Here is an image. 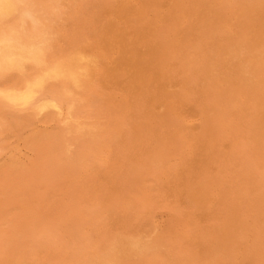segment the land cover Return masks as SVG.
<instances>
[{
	"label": "rangeland",
	"instance_id": "rangeland-1",
	"mask_svg": "<svg viewBox=\"0 0 264 264\" xmlns=\"http://www.w3.org/2000/svg\"><path fill=\"white\" fill-rule=\"evenodd\" d=\"M61 1L0 0V264H264V0Z\"/></svg>",
	"mask_w": 264,
	"mask_h": 264
},
{
	"label": "bare ground",
	"instance_id": "bare-ground-1",
	"mask_svg": "<svg viewBox=\"0 0 264 264\" xmlns=\"http://www.w3.org/2000/svg\"><path fill=\"white\" fill-rule=\"evenodd\" d=\"M40 1H41V0H40ZM54 1H55V0H54ZM58 1H59V0H58ZM62 1H63V0H62ZM62 1H61V2H62ZM75 1H76V0H75ZM78 1H79V0H78ZM91 1H92V0H90V2H91ZM103 1H104V0H103ZM111 1H112V0H111ZM126 1H127V0H126ZM135 1H136V0H135ZM141 1H142V0H141ZM146 1H147V0H145V2H146ZM192 1H193V0H192ZM238 1H239V0H238ZM257 1H258V0H257ZM28 2H29V1H28ZM34 2H35V1H34ZM45 2H46V1H45ZM61 2H60L59 4H61ZM70 2H71V1H70ZM94 2H95V1H94ZM96 2H97V0H96ZM99 2H100V1H99ZM114 2H115V1H114ZM122 2H123V1H122ZM169 2H170V0H169ZM203 2H204V1H203ZM230 2H231V1H230ZM241 2H243V1H241ZM247 2H248V1H247ZM247 2H246V3H247ZM253 2H255V1H253ZM260 2H261V1H260ZM36 3L38 4V2H36ZM36 3H35V4H36ZM55 3H56V2H55ZM64 3H65V2H64ZM66 3H68V2H66ZM78 3H79V2H78ZM83 3H84V2H83ZM88 3H89V1H88ZM115 3H116V2H115ZM124 3H125V2H124ZM127 3H128V2H127ZM181 3H182V2H181ZM200 3H202V2H200ZM200 3H199V4H200ZM262 3H263V2H262ZM48 4H49V3H48ZM57 4H58V3H57ZM69 4H70V3H69ZM74 4H75V3H74ZM92 4H93V2H91V5H92ZM247 4H248V3H247ZM254 4H255V3H254ZM30 5H31V4H30ZM53 5H54V4H53ZM62 5H63V4H62ZM64 5H67V7L65 6L66 8H68V6H69L68 4H64ZM88 5H89V4H88ZM125 5H126V4H125ZM163 5H164V4H163ZM179 5H180V4H179ZM236 5H237V4H236ZM240 5H241V3H240ZM248 5H249V4H248ZM263 5H264V4H263ZM18 6H19V4H18ZM21 6H22V5H21ZM25 6H26V5H25ZM43 6H44V5H43ZM55 6H56V5H55ZM58 6H59V5H58ZM70 6H71V5H70ZM224 6H225V5H224ZM226 6H228V5H226ZM252 6H253V5H252ZM32 7H34V6L32 5ZM32 7H31V8H32ZM38 7H40V6L38 5ZM50 7H51V6H50ZM50 7H49V8H50ZM60 7H61V6H60ZM94 7H95V6H94ZM165 7H166V6H165ZM205 7H206V6H205ZM246 7H248V6H246ZM259 7H261V6H259ZM27 8H28V7H27ZM71 8H72V7H71ZM71 8H70V9H71ZM78 8H79V7H78ZM87 8H88V7H87ZM87 8H86V6H85V9H87ZM92 8H93V7H92ZM99 8H100V7H99ZM128 8H129V7H128ZM134 8H135V7H134ZM134 8H133V9H134ZM210 8H211V7H210ZM226 8H228V7H226ZM238 8H239V7H238ZM28 9H29V8H28ZM40 9H41V8H40ZM51 9H52V8H51ZM51 9H50V11H51ZM53 9H54V7H53ZM60 9H62V8H60ZM82 9H83V8H82ZM90 9H91V6H90ZM152 9H153V8H152ZM197 9H198V8H197ZM208 9H209V8H208ZM208 9H207V10H208ZM223 9H224V7H223ZM236 9H237V8H236ZM243 9H244V8H243ZM249 9H250V8H249ZM41 10H42V9H41ZM47 10H48V9H47ZM67 10H68V9H67ZM78 10H79V9H78ZM98 10H99V9H98ZM98 10H96V11H98ZM199 10H200V9H199ZM250 10H251V9H250ZM19 11H20V10H19ZM36 11H37V10H36ZM36 11H35V12H36ZM45 11H46V10H45ZM57 11H58V10H57ZM60 11H61V10H60ZM62 11H63V10H62ZM64 11H65V10H64ZM109 11H110V10H109ZM157 11H158V10H156L155 12H157ZM38 12H39V10H38ZM38 12H37V13H38ZM42 12H44V11H42ZM51 12H52V11H51ZM76 12H77V11H76ZM99 12H100V11H99ZM159 12H160V11H159ZM163 12H164V11H163ZM180 12H181V11H180ZM190 12H191V11H190ZM208 12H209V10H208ZM250 12H251V11H250ZM250 12H249V13H250ZM57 13H58V12H57ZM63 13H64V12H63ZM77 13H78V12H77ZM80 13H81V12H80ZM82 13H83V12H82ZM86 13H87V12H86ZM114 13H116V12H114ZM126 13H127V12H126ZM161 13H162V12H161ZM183 13H184V12H183ZM198 13H199V12H198ZM247 13H248V12H247ZM257 13H258V12H257ZM261 13H263V12H261ZM39 14H40V13H39ZM43 14H44V13H43ZM58 14H59V13H58ZM60 14H61V13H60ZM67 14H68V13H67ZM73 14H74V13H73ZM78 14H79V13H78ZM130 14H131V13H130ZM152 14H153V13H152ZM227 14H228V13H227ZM235 14H236V13H235ZM259 14H260V12H259ZM259 14H258V16H259ZM61 15H62V14H61ZM75 15H76V14H75ZM81 15H82V14H81ZM97 15H98V14H97ZM109 15H110V14H109ZM112 15H113V14H112ZM161 15H162V14H161ZM161 15H159V16L161 17ZM182 15H183V14H182ZM201 15H202V14H201ZM209 15H211V14H209ZM250 15H251V14H250ZM256 15H257V14H256ZM262 15H263V14H262ZM34 16H36V13L34 14ZM40 16L42 17V15H40ZM46 16H47V15H46ZM50 16H51V15H50ZM56 16L58 17V15H56ZM59 16H60V15H59ZM71 16H72V15H71ZM114 16H115V15H114ZM162 16H163V15H162ZM176 16H177V15H176ZM184 16H185V13H184ZM184 16H183V17H184ZM196 16H198V15H196ZM196 16H195V17H196ZM229 16H230V15H229ZM36 17H37V16H36ZM66 17H67V16H66ZM68 17H69V16H68ZM68 17H67V18H68ZM77 17H78V16H77ZM77 17H76V18H77ZM93 17H94V16H93ZM117 17H118V16H117ZM172 17H174V16H172ZM179 17H180V16H179ZM237 17H238V16H237ZM242 17H244V16H242ZM253 17H254V16H253ZM253 17H252V18H253ZM64 18H65V17H64ZM64 18H63V19H64ZM67 18H66V19H67ZM148 18H150V17H148ZM174 18H175V17H174ZM235 18H236V17H235ZM245 18H246V17H245ZM255 18H256V17H255ZM14 19H15V18H14ZM42 19H43V17H42ZM63 19H62V20H63ZM69 19H70V18H69ZM73 19L75 20V18H73ZM94 19H95V17H94ZM99 19H101V18H99ZM102 19H103V18H102ZM161 19H162V18H161ZM236 19H238V18H236ZM248 19H249V17H248ZM250 19H251V18H250ZM261 19H262V17H261ZM9 20H10V19H9ZM37 20H38V19H37ZM70 20H71V19H70ZM76 20H77V19H76ZM113 20H114V19H113ZM118 20H119V19H118ZM165 20H166V19H165ZM189 20H190V19H189ZM230 20H231V19H230ZM245 20H247V19H245ZM256 20H257V19H256ZM50 21H51V20H50ZM66 21H67V20H66ZM66 21H65V22H66ZM83 21H84V20H83ZM94 21H95V20H94ZM129 21H130V20H129ZM158 21H159V19H158ZM160 21H161V20H160ZM162 21H164V20H162ZM166 21H167V20H166ZM168 21H169V20H168ZM182 21H183V20H182ZM191 21H192V20H191ZM195 21H196V20H195ZM231 21H232V20H231ZM233 21H234V20H233ZM233 21H232V22H233ZM21 22H22V21H21ZM65 22H64V23H65ZM67 22H68V21H67ZM69 22H70V21H69ZM86 22H87V21H86ZM95 22H96V21H95ZM107 22H108V21H107ZM124 22H125V21H124ZM148 22H149V21H148ZM193 22H194V21H193ZM204 22H205V21H204ZM206 22H207V21H206ZM37 23H38V25H39V22H37ZM41 23H42V22H41ZM44 23H45V22H44ZM60 23H61V22H60ZM78 23H79V22H78ZM96 23H97V22H96ZM112 23H114V22H112ZM158 23H159V22H158ZM163 23H164V22H163ZM165 23H166V22H165ZM180 23H181V22H180ZM189 23H190V21H189ZM242 23H243V22H242ZM20 24H21V23H19V25H20ZM27 24H28V23H27ZM34 24H35V23H34ZM34 24H33V25H34ZM46 24H47V23H46ZM54 24H55V23H54ZM67 24H68V23H67ZM109 24H110V23H109ZM115 24H116V21H115ZM176 24H177V23H176ZM199 24H200V23H199ZM232 24H233V23H232ZM35 25H36V24H35ZM43 25H44V24H43ZM57 25H58V24H57ZM60 25H63V24H60ZM60 25H59V26H60ZM95 25H96V24H95ZM105 25H106V24H105ZM181 25H182V24H181ZM191 25H192V24H191ZM234 25H235V24H234ZM240 25H241V24H240ZM16 26H18V25H16ZM20 26H21V25H20ZM28 26H29V25H28ZM50 26H51V25H50ZM88 26H89V25H88ZM99 26H100V25H99ZM147 26H148V25H147ZM174 26H176V25H174ZM192 26H193V25H192ZM241 26H242V25H241ZM24 27H25V26H24ZM26 27H27V26H26ZM34 27L36 28L37 26H34ZM39 27H40V26H39ZM43 27H44V26H43ZM52 27H54V25H53ZM56 27H57V26H56ZM72 27H73V26H72ZM179 27H180V26H179ZM225 27H226V26H225ZM231 27H232V26H231ZM244 27H245V26H244ZM12 28H13V27H12ZM41 28H42V25H41ZM57 28H59V27H57ZM68 28H69V27H68ZM101 28H102V27H101ZM114 28H115V27H114ZM153 28H155V27H153ZM171 28H173V27L171 26ZM190 28H191V27H190ZM196 28H197V27H196ZM199 28H200V26H199ZM202 28H203V26H202ZM32 29H33V28H32ZM42 29H43V28H42ZM48 29H49V28H48ZM60 29H62V28H60ZM72 29H73V28H72ZM85 29H88V28H85ZM94 29H95V28H94ZM108 29H109V28H108ZM116 29H117V27H116ZM124 29H125V28H124ZM128 29H129V28H128ZM138 29H139V28H138ZM145 29H146V28H145ZM168 29H169V28H168ZM177 29H178V28H177ZM177 29H176V30H177ZM181 29L183 30L184 28L182 27ZM247 29H248V28H247ZM20 30H21V28H20ZM56 30H57V29H56ZM64 30H65V27H64ZM70 30H71V29H70ZM74 30H75V29H74ZM98 30H99V29H98ZM98 30H95V31H98ZM114 30H115V29H114ZM140 30H141V29H140ZM143 30H144V29H143ZM158 30H159V28H158ZM166 30H167V29H166ZM221 30H222V29H221ZM22 31H23V29H22ZM22 31H21V32H22ZM24 31H25V30H24ZM37 31H38V30H37ZM50 31H51V30H49V33H50ZM62 31H63V30H62ZM93 31H94V30H93ZM103 31H104V30H103ZM187 31H188V30H187ZM197 31H198V29H197ZM199 31H200V30H199ZM219 31H220V29L218 30V33H219ZM40 32H41V31H40ZM51 32H52V31H51ZM59 32H60V31H59ZM136 32H137V30H136ZM165 32H166V31H165ZM180 32H181V31H180ZM188 32H191V31H188ZM213 32H214V31H213ZM220 32H221V31H220ZM223 32H224V31H223ZM36 33H37V32H36ZM42 33H43V32H42ZM49 33H48V35H49ZM66 33H67V32H66ZM91 33H92V32H91ZM96 33H97V32H96ZM101 33H102V32H101ZM140 33H141V32H140ZM140 33H139V34H140ZM161 33H162V32H161ZM191 33H192V32H191ZM196 33H197V32H196ZM216 33H217V32H216ZM233 33H234V31H233ZM257 33H258V32H257ZM40 34H41V33H40ZM57 34H58V33H57ZM69 34H70V33H69ZM77 34H78V33H77ZM110 34H111V33H110ZM141 34H142V33H141ZM226 34H227V33H226ZM259 34H260V32H259ZM34 35H36V34H34ZM42 35H44V34H42ZM55 35H56V32H55ZM55 35H53V36L55 37ZM61 35H62V34H61ZM64 35H65V34H64ZM66 35H67V34H66ZM92 35H93V34H92ZM104 35H105V34H104ZM118 35H119V34H118ZM118 35H117V36H118ZM134 35H135V34H134ZM164 35H165V34H164ZM167 35H168V34H167ZM187 35H188V34H186V36H187ZM227 35H228V34H227ZM235 35H236V34H235ZM14 36H15V34H14ZM21 36H22V35H21ZM26 36H27V35H26ZM36 36H37V35H36ZM44 36H45V35H44ZM50 36H51V35H50ZM67 36H69V35H67ZM87 36H88V34H87ZM96 36H97V35H96ZM129 36H130V34H129ZM158 36H160V35H158ZM161 36H162V35H161ZM171 36H172V35H171ZM173 36H175V35H173ZM173 36H172V37H173ZM184 36H185V35H184ZM215 36H216V35H215ZM231 36H232V35H231ZM29 37H30V36H29ZM31 37H32V36H31ZM31 37H30V38H31ZM37 37H38V36H37ZM39 37H40V36H39ZM41 37H42V36H41ZM45 37L47 38V35H46ZM57 37H58V36H57ZM64 37H65V36H64ZM88 37H89V36H88ZM90 37H91V36H90ZM104 37H105V36H104ZM120 37H121V36H120ZM133 37H134V36H133ZM156 37H157V36H156ZM195 37H196V36H195ZM206 37H207V36H206ZM220 37H221V36H220ZM246 37H247V36H246ZM258 37H259V36H258ZM59 38L62 39L63 37L61 38V37L59 36ZM81 38H82V37H81ZM109 38H110V36H109ZM111 38H112V37H111ZM129 38H130V37H129ZM137 38H138V37H137ZM214 38H215V37H214ZM214 38H211V39H214ZM229 38H230V37H229ZM233 38H234V37H233ZM18 39H19V38H18ZM32 39H33V38H32ZM35 39H36V38H35ZM39 39H40V38H39ZM43 39H45V38H43ZM56 39H58V38H56ZM65 39H66V37H65ZM86 39H87V37H86ZM93 39H94V38H93ZM102 39H103V38H102ZM107 39H108V38H107ZM135 39H136V38H135ZM79 40H82V39H79ZM94 40H96V38H95ZM113 40H114V39H113ZM133 40H134V39H133ZM138 40H139V39H138ZM155 40H156V39H155ZM155 40H154V41H155ZM200 40H201V39H200ZM209 40H210V39H209ZM215 40H216V39H215ZM219 40H220V39H219ZM64 41H67V40H64ZM85 41H86V40H85ZM87 41H88V40H87ZM89 41H90V40H89ZM89 41H88V42H89ZM97 41H98V40H97ZM101 41L103 42V40H101ZM120 41H121V40H120ZM211 41H212V40H211ZM221 41H222V39H221ZM224 41L226 42L225 39H224ZM231 41H232V40H231ZM231 41H230V42H231ZM250 41H252V40H250ZM21 42H22V41H21ZM42 42H43V41H42ZM67 42H68V41H67ZM110 42H111V41H110ZM133 42H134V41H133ZM182 42H183V39H182ZM205 42H206V41H205ZM39 43H40V42H39ZM43 43H44V42H43ZM69 43H70V42H69ZM77 43H78V42H77ZM86 43H87V42H86ZM95 43H96V42H95ZM120 43H121V42H120ZM218 43H219V42H218ZM235 43H236V42H235ZM11 44H12V43H11ZM80 44H81V43H80ZM80 44H78V45H80ZM102 44H103V43H102ZM102 44H101V45H102ZM104 44H105V43H104ZM125 44H126V42H125ZM152 44H154V43H152ZM207 44H208V43H207ZM212 44H214V43H212ZM212 44H210V45H212ZM229 44H231V43H229ZM248 44H249V43H248ZM52 45H53V44H52ZM58 45H60V44H58ZM68 45H70V44H68ZM176 45H177V44H176ZM214 45H216V44H214ZM53 46H54V45H53ZM91 46H92V45H91ZM98 46H99V45H98ZM102 46H103V45H102ZM230 46H231V45H230ZM232 46H233V45H232ZM29 47H30V46H29ZM61 47H62V46H61ZM86 47H87V46H86ZM93 47H94V45H93ZM95 47H96V46H95ZM111 47L113 48V46H111ZM204 47H206V46H204ZM210 47H211V46H210ZM210 47H209V48H210ZM223 47H224V46H223ZM16 48H17V47H16ZM20 48H21V47H20ZM20 48H19V49H20ZM24 48H25V47H24ZM74 48H75V47H74ZM89 48H91V47L89 46ZM96 48H97V47H96ZM98 48H99V47H98ZM100 48H101V47H100ZM118 48H119V47H118ZM154 48H155V47H154ZM258 48H259V47H258ZM40 49H41V48H40ZM45 49H46V48H45ZM85 49H86V48H85ZM87 49H88V48H87ZM130 49H131V48H130ZM145 49H146V47H145ZM157 49H158V48H157ZM186 49H187V48H186ZM186 49L184 50L185 52H186ZM16 50H17V49H16ZM46 50H47V49H46ZM52 50H53V49H52ZM81 50H82V49H81ZM88 50H89V49H88ZM98 50H99V49H98ZM109 50H110V49H109ZM120 50H121V52H122V49H120ZM126 50H128V48H127ZM150 50H151V47H150ZM231 50H232V49H231ZM49 51H50V50H49ZM57 51H58V50H57ZM92 51H93V50H92ZM96 51H97V50H96ZM138 51H139V50H138ZM158 51H159V50H158ZM184 51H183V52H184ZM200 51H201V50H200ZM24 52H25V50H24ZM86 52H87V50H86ZM100 52H102V51H100ZM125 52H126V51H125ZM153 52H154V51H153ZM160 52H161V51H160ZM213 52H214V51H213ZM248 52H249V51H248ZM56 53H57V52H56ZM117 53H118V52H117ZM122 53H123V52H122ZM154 53H155V52H154ZM190 53H191V52H190ZM239 53H240V52H239ZM260 53H261V52H260ZM57 54H58V53H57ZM85 54H86V53H85ZM103 54H104V53H103ZM111 54H112V53H111ZM113 54H115V52H114ZM195 54H196V53H195ZM129 55H130V54H129ZM185 55H186V54H185ZM250 55H251V54H250ZM8 56H9V55H8ZM58 56H59V55H58ZM64 56H65V55H64ZM95 56H97V55H95ZM112 56H113V55H112ZM130 56H131V55H130ZM135 56H136V55H135ZM152 56H153V55H152ZM178 56H179V54H178ZM183 56H184V55H183ZM198 56H199V55H198ZM16 57H17V56H16ZM16 57H15V58H16ZM46 57H47V56H46ZM137 57H138V56H137ZM49 58H50V57H49ZM63 58H64V57H63ZM104 58H105V55H104ZM135 58H136V57H135ZM199 58H200V57H199ZM214 58H215V56H214ZM55 59H56V58H55ZM60 59H61V58H60ZM118 59H119V58H118ZM133 59H134V58H133ZM235 59H236V58H235ZM128 60H129V59H128ZM134 60H135V59H134ZM136 60H138V59H136ZM218 60H219V59H218ZM261 60H262V59H261ZM138 61H139V60H138ZM148 61H149V60H148ZM236 61H237V60H236ZM259 61H260V60H259ZM35 62H36V61H35ZM35 62H34V63H35ZM53 62H54V61H53ZM155 62H156V61H155ZM221 62H222V61H221ZM260 62H261V61H260ZM30 63H31V62H30ZM37 63H38V62H37ZM72 63H73V62H72ZM74 63H75V62H74ZM112 63H113V62H112ZM123 63H124V62H123ZM135 63H136V62H135ZM194 63H195V62H194ZM235 63H237V62H235ZM49 64H50V63H49ZM121 64H122V63H121ZM124 64H125V63H124ZM131 64H132V62H131ZM171 64H172V62H171ZM171 64H170V65H171ZM201 64H202V63H201ZM216 64H217V63H216ZM227 64H228V63H227ZM75 65H76V64H75ZM87 65H88V64H87ZM102 65H103V64H102ZM106 65H107V64H106ZM199 65H200V64H199ZM245 65H246V64H245ZM43 66H44V65H43ZM70 66H71V65H70ZM77 66H78V65H77ZM135 66H136V65H135ZM173 66H174V65H173ZM203 66H204V64H203ZM205 66H206V65H205ZM219 66H220V65H219ZM32 67H33V66H32ZM36 67H37V66H36ZM105 67H106V66H105ZM126 67H127V66H126ZM136 67H137V66H136ZM171 67H172V65H171ZM174 67H175V66H174ZM198 67H199V66H198ZM216 67H218V66H216ZM3 68H4V67H3ZM65 68H66V67H65ZM73 68H74V67H73ZM103 68H104V67H103ZM106 68H107V67H106ZM254 68H255V67H254ZM44 69H45V67H44ZM131 69H132V68H131ZM134 69H135V68H134ZM170 69H171V68H170ZM179 69H180V68H179ZM189 69H191V68L189 67ZM189 69H188V70H189ZM194 69H195V68H194ZM35 70H36V69H35ZM103 70H105V69H103ZM108 70H109V69H108ZM128 70H129V69H128ZM192 70H193V68H192ZM192 70H190L189 72H191ZM196 70H197V68H196ZM41 71H42V70H41ZM220 71H221V70H220ZM257 71H258V70H257ZM260 71H261V69H260ZM66 72H67V71H66ZM66 72H65V73H66ZM102 72H103V71H102ZM203 72H204V71H203ZM253 72H254V71H253ZM72 73H73V71H72ZM100 73H101V72H100ZM105 73H106V71L104 72V74H105ZM177 73H178V71H177ZM201 73H202V72H201ZM66 74H67V73H66ZM85 74H86V73H85ZM104 74H103V75H104ZM128 74H129V73H128ZM155 74H156V73H155ZM167 74H168V73H167ZM192 74H193V72H192ZM223 74H224V73H223ZM105 75H106V74H105ZM134 75H135V74H134ZM188 75H189V74H188ZM224 75H225V74H224ZM226 75H227V74H226ZM21 76H22V75H21ZM74 76H75V75H74ZM89 76H90V75H89ZM99 76L102 77L101 74H100ZM215 76H216V75H215ZM219 76H220V75H219ZM3 77H4V76H3ZM55 77H56V76H55ZM101 77H100V78H101ZM105 77H106V76H105ZM105 77H104V78H105ZM173 77H174V75H173ZM175 77H176V76H175ZM226 77H227V76H226ZM255 77H256V76H255ZM57 78H58V77H57ZM59 78H60V77H59ZM81 78H82V77H81ZM131 78H133V77H131ZM182 78H183V77H182ZM190 78H191V77H190ZM197 78H198V77H197ZM216 78H217V77H216ZM219 78H220V77H219ZM1 79H2V78H1ZM88 79H89V78H88ZM171 79H172V78H171ZM175 79H177V78H175ZM185 79H186V78H185ZM198 79H199V78H198ZM31 80H32V79H31ZM83 80H84V79H83ZM86 80H87V79H85V81H86ZM89 80H90V79H89ZM98 80H99V79H98ZM182 80H184V79H182ZM229 80H230V79H229ZM229 80H228V81H229ZM67 81H68V80H67ZM99 81H100V80H99ZM194 81H196V80H194ZM200 81H201V80H200ZM256 81H257V80H256ZM95 83H96V81H95ZM101 83H102V81H101ZM159 83H160V81H159ZM159 83H158V84H159ZM192 83H193V81H192ZM196 83H197V81H196ZM196 83H195V84H196ZM68 84H69V83H68ZM84 84H85V83H84ZM86 84H89L88 81H86ZM86 84H85V85H86ZM103 84H104V83H103ZM152 84H153V83H152ZM189 84H190V83H189ZM91 85H92V84H91ZM94 85H95V84H94ZM112 85H113V84H112ZM124 85H125V84H124ZM156 85H157V84H156ZM186 85H187V84H186ZM190 85H191V84H190ZM196 85H197V84H196ZM200 85H201V84H200ZM58 86H59V85H58ZM86 86H87V85H86ZM86 86H85V87H86ZM103 86H104V85H103ZM120 86H121V85H120ZM120 86H119V87H120ZM153 86H154V85H153ZM246 86H248V85H246ZM49 87H50V86H49ZM64 87H65V86H64ZM83 87H84V86H83ZM85 87H84V90H85ZM87 87H88V86H87ZM89 87H90V86H89ZM100 87H101V86H100ZM100 87H99V88H100ZM119 87H118V88H119ZM122 87H124V86H122ZM122 87H121V88H122ZM187 87H188V86H187ZM193 87H194V85H193ZM220 87H221V86H220ZM56 88H57V87H56ZM61 88H63V87H61ZM99 88H98V89H99ZM104 88H105V87H104ZM111 88H112V87H111ZM125 88H126V87H125ZM132 88H133V87H132ZM144 88H145V87H144ZM198 88H199V87H198ZM242 88H243V87H242ZM68 89H69V88H68ZM72 89H73V88H72ZM149 89H150V88H149ZM149 89H148V91H149ZM178 89H179V88H178ZM187 89H188V88H187ZM190 89H191V88H190ZM195 89H196V88H195ZM262 89H263V88H262ZM66 90H67V89H66ZM87 90H88V89H87ZM89 90H90V89H89ZM89 90H88V91H89ZM92 90H93V89H92ZM119 90H120V89H119ZM127 90H128V89H127ZM129 90H130V89H129ZM46 91H47V90H46ZM50 91H51V90H50ZM81 91H83V90H81ZM81 91H80V92H81ZM94 91H95V90H94ZM188 91H189V90H188ZM195 91H196V90H195ZM245 91H246V90H245ZM40 92H41V91H40ZM42 92H43V91H42ZM73 92H74V91H73ZM73 92H72V93H73ZM76 92H77V91H76ZM90 92H91V91H90ZM113 92H115V90H114ZM151 92H152V91H151ZM153 92H154V91H153ZM192 92H193V91H192ZM220 92H221V91H219V93H220ZM222 92H223V91H222ZM260 92H261V91H260ZM23 93H24V92H23ZM47 93H48V92H47ZM87 93H88V92H87ZM87 93H86V94H87ZM102 93H103V92H102ZM115 93H116V92H115ZM118 93H119V92H118ZM128 93H129V92H128ZM134 93H135V92H134ZM142 93H143V92H142ZM144 93H145V92H144ZM188 93H189V92H188ZM193 93H194V92H193ZM193 93H192V94H193ZM224 93H225V92H224ZM258 93H259V92H258ZM49 94H50V93H49ZM74 94H75V93H74ZM81 94H82V93H81ZM84 94H85V92H84ZM94 94H95V93H94ZM110 94H111V93H110ZM136 94H137V93H136ZM149 94H151V93H149ZM152 94H153V93H152ZM195 94H196V93H195ZM262 94H263V93H262ZM36 95H37V94H36ZM79 95H80V94H79ZM87 95H88V94H87ZM142 95H143V94H142ZM142 95H141V96H142ZM146 95H147V94H146ZM183 95H184V94H183ZM218 95H219V94H218ZM221 95H222V93H221ZM221 95H220V96H221ZM2 96H3V94H2ZM49 96H50V95H49ZM51 96H53V95H51ZM72 96H73V95H72ZM74 96H75V95H74ZM121 96H122V95H121ZM126 96H127V95H126ZM130 96H131V95H130ZM192 96H193V95H192ZM220 96H219V97H220ZM251 96H252V95H251ZM47 97H48V96H47ZM53 97H54V96H53ZM56 97H57V96H56ZM77 97H78V95H77ZM102 97H103V96H102ZM116 97H117V96H116ZM143 97H145V96H143ZM215 97H217V96H215ZM219 97H218V98H219ZM222 97H223V96H222ZM50 98H51V97H50ZM57 98H58V97H57ZM72 98H73V97H72ZM74 98H75V97H74ZM81 98H82V97H81ZM136 98H138V97H136ZM147 98H148V97H147ZM199 98H202V97H199ZM211 98H212V97H211ZM54 99H55V98H54ZM83 99H84V98H83ZM99 99H100V98H99ZM128 99H129V98H128ZM140 99H141V98H140ZM190 99H191V98H190ZM219 99H220V98H219ZM221 99H222V98H221ZM221 99H220V100H221ZM252 99H253V98H252ZM59 100H60V99H59ZM67 100H68V99H67ZM72 100H73V99H72ZM84 100H85V99H84ZM95 100H97V99H95ZM95 100H93V102H95ZM129 100H130V99H129ZM136 100H137V99H136ZM201 100H202V99H200V101H201ZM210 100H211V99H210ZM216 100H217V99H216ZM216 100H215V101H216ZM250 100H251V99H250ZM254 100H255V99H254ZM259 100H260V99H259ZM65 101H66V100H65ZM74 101H75V100H74ZM91 101H92V100H91ZM134 101H135V100H134ZM205 101H207V100H205ZM251 101H252V100H251ZM84 102H85V101H84ZM84 102H83V103H84ZM98 102H99V101H98ZM102 102H105V101H102ZM212 102H213V101H212ZM10 103H11V102H10ZM91 103H92V102H91ZM114 103H115V102H114ZM202 103H203V102H202ZM11 104H12V103H11ZM13 104H14V103H13ZM30 104H31V103H30ZM57 104H58V103H57ZM63 104H64V103H63ZM70 104H71V103H70ZM95 104H96V102H95ZM97 104H98V103H97ZM123 104H124V103H123ZM123 104H122V105H123ZM144 104H145V103H144ZM204 104H205V103H204ZM19 105H20V104H19ZM85 105H86V103H85ZM91 105H92V104H91ZM91 105H90V106H91ZM119 105H120V104H119ZM130 105L132 106V104H130ZM140 105H141V104H140ZM253 105H254V104H253ZM14 106H15V104H14ZM23 106H24V105H23ZM26 106H30V105L28 104V105H26ZM32 106H33V105H32ZM78 106H79V105H78ZM83 106H84V105H83ZM117 106H118V105H117ZM117 106H116V107H117ZM176 106H177V105H176ZM98 107H99V106H98ZM116 107H115V108H116ZM125 107H126V106H125ZM145 107H146V106H145ZM197 107H198V106H197ZM229 107H230V106H229ZM11 108H12V107H11ZM20 108H21V107H20ZM47 108H48V107H47ZM67 108H68V107H67ZM92 108H93V107H92ZM92 108H89V109H92ZM102 108H103V107H102ZM136 108H138V107H136ZM139 108H140V107H139ZM15 109H16V108H15ZM56 109H57V108H56ZM56 109H55V110H56ZM58 109H59V108H58ZM96 109H97V108H96ZM208 109H209V108H208ZM59 110H60V109H59ZM70 110H71V109H70ZM77 110H78V109H77ZM81 110H82V109H81ZM93 110H94V108L92 109V111H93ZM104 110H105V109H104ZM112 110H113V109H112ZM125 110H126V109H125ZM125 110H124V111H125ZM22 111H23V110H22ZM83 111H84V110H83ZM86 111H87V110H86ZM88 111H89V110H88ZM110 111H111V109H110ZM116 111H117V110H116ZM134 111H135V110H134ZM139 111L141 112V109H140ZM23 112H24V111H23ZM48 112H49V111H48ZM57 112H58V111H57ZM59 112H60V111H59ZM61 112H62V111H61ZM73 112H74V111H73ZM96 112H97V111H96ZM122 112H123V111H121V113H122ZM136 112H137V111H136ZM140 112H139V113H140ZM176 112H178V111H176ZM193 112H194V111H193ZM195 112L197 113L198 111L195 110ZM10 113H11V112H10ZM18 113H19V112H18ZM42 113H43V111H42ZM66 113H67V112H66ZM68 113H69V112H68ZM78 113H79V110H78ZM107 113H108V112H107ZM111 113H112V112H111ZM125 113H126V112H125ZM125 113H124V114H125ZM127 113H128V112H127ZM131 113H132V112H131ZM131 113H130V114H131ZM191 113H192V112H191ZM198 113H200V112H198ZM38 114H39V113H38ZM69 114L71 115V113H69ZM90 114H92V113H90ZM109 114H110V113H109ZM114 114H116V113H114ZM119 114H120V113H119ZM119 114H118V115H119ZM130 114H129V115H130ZM136 114H138V113H136ZM143 114H144V113H143ZM192 114H194V113H192ZM192 114H191V115H192ZM10 115H11V114H10ZM54 115H56V114H54ZM60 115H61V114H60ZM65 115H66V114H65ZM75 115H76V114H75ZM126 115H127V114H126ZM132 115H133V114H132ZM189 115H190V114H189ZM194 115H195V114H194ZM200 115H201V114H200ZM8 116H9V115H8ZM72 116H73V115H72ZM90 116H91V115H90ZM120 116H121V115H120ZM138 116H140V115L138 114ZM12 117H13V116H12ZM45 117H46V116H45ZM60 117H62V116H60ZM85 117H86V116H85ZM88 117H89V116H88ZM98 117H99V116H98ZM124 117H125V116H124ZM132 117H135V116H132ZM190 117H191V116H190ZM15 118H16V117H15ZM15 118L13 117V119H15ZM26 118H27V117H26ZM57 118H59V117L57 116ZM106 118H108V116H106ZM127 118H129V117H127ZM127 118H126V119H127ZM187 118L189 119V117H187ZM209 118H210V117H209ZM227 118H228V117H227ZM237 118H238V117H237ZM21 119H22V118H21ZM47 119H48V118H47ZM51 119H52V117H51ZM92 119H93V118H92ZM117 119H118V118H117ZM140 119H141V118H140ZM56 120H57V119H56ZM70 120H71V119H70ZM118 120H119V119H118ZM123 120H125V119H123ZM137 120H138V119H137ZM12 121H13V120H12ZM18 121H20V120H18ZM59 121H60V120H59ZM78 121H80V120H78ZM120 121H121V119H120ZM181 121H182V120H181ZM204 121H205V120H204ZM225 121H226V120H225ZM68 122H69V121H68ZM68 122H67V123H68ZM82 122H83V121H82ZM87 122H88V121H87ZM98 122H99V121H98ZM118 122H119V121H118ZM232 122H233V121H232ZM240 122H241V121H240ZM13 123H14V122H13ZM18 123H20V122H18ZM42 123H43V122H42ZM62 123H64V122H62ZM65 123H66V122H65ZM96 123H97V122H96ZM96 123H95V124H96ZM101 123H102V122H101ZM126 123L128 124V122H126ZM134 123L136 124V122H134ZM205 123H206V122H205ZM10 124H11V123H10ZM71 124H72V122H71ZM103 124H104V123H103ZM113 124H114V123H113ZM122 124H123V123H122ZM122 124H121V125H122ZM153 124H154V123H153ZM153 124H152V125H153ZM202 124H203V123H202ZM226 124H227V123H226ZM7 125H8V124H7ZM24 125H25V124H24ZM85 125H86V124H85ZM98 125H99V124H98ZM109 125H110V124H109ZM129 125H130V124H129ZM129 125H128V126H129ZM227 125H229V124H227ZM242 125H243V124H242ZM2 126H3V125H2ZM58 126H59V125H58ZM61 126H62V125H61ZM65 126H66V125H65ZM110 126H111V125H110ZM110 126H109V127H110ZM126 126H127V125H126ZM135 126H136V125H135ZM166 126H167V125H166ZM234 126H235V125H234ZM255 126H256V125H255ZM5 127H6V126H5ZM40 127H41V126H40ZM73 127H74V126H73ZM75 127H76V126H75ZM83 127H84V126H83ZM107 127H108V126H107ZM118 127H119V126H118ZM118 127H117V128H118ZM162 127H163V126H162ZM179 127H180V126H179ZM184 127H185V126L182 127V128H183V132H184ZM186 127H187V126H186ZM54 128H55V127H54ZM71 128H72V127H71ZM98 128H99V127H98ZM104 128H105V127H104ZM111 128H112V127H111ZM123 128H124V127H123ZM127 128H128V127H127ZM182 128H181V129H182ZM195 128H197V127H195ZM226 128H227V127H226ZM262 128H263V127H262ZM57 129H58V128H57ZM75 129H76V128H75ZM109 129H110V128H109ZM119 129H120V128H119ZM200 129H202V128H200ZM248 129H249V128H248ZM253 129H254V127H253ZM253 129H252V130H253ZM256 129H257V128H256ZM71 130H72V132H73L74 129H71ZM80 130H81V129H80ZM88 130H89V129H88ZM102 130H103V129H102ZM104 130H105V129H104ZM169 130H170V128H169ZM197 130H199V129H197ZM252 130H251V131H252ZM254 130H255V129H254ZM39 131H41V130H39ZM43 131H44V130H43ZM43 131H42V132H43ZM50 131H51V130H50ZM68 131H69L68 133H70V128H69ZM77 131H78V130H77ZM90 131H91V130H90ZM92 131H93V130H92ZM94 131H95V130H94ZM141 131H142V130H141ZM175 131H176V130H175ZM179 131H180V130H179ZM187 131H188V130H187ZM189 131H190V130H189ZM199 131H200V130H199ZM238 131H239V130H238ZM62 132H63V131H62ZM64 132H65V131H64ZM66 132H67V131H66ZM66 132H65V133H66ZM114 132H115V131H114ZM197 132H198V131H197ZM201 132H203V131H201ZM232 132H233V131H232ZM34 133H36V132H34ZM39 133H40V132H39ZM39 133H36L35 136L39 135ZM47 133H48V132H47ZM49 133H50V132H49ZM59 133H60V130H59ZM65 133H64V135H65ZM76 133H77V132H76ZM79 133H80V132H79ZM87 133H88V132H87ZM135 133H136V132H135ZM244 133H245V132H244ZM44 134H45V132H44ZM66 134H67V133H66ZM90 134H91V133H90ZM96 134H97V133H96ZM102 134H103V133H102ZM109 134H110V133H109ZM111 134H112V133H111ZM155 134H156V133H155ZM196 134H197V133H196ZM196 134H195V135H196ZM233 134H234V133H233ZM238 134H240V132H239ZM241 134H242V132H241ZM30 135H31V134H30ZM30 135H29V136H30ZM32 135H33V134H32ZM48 135H49V134H48ZM59 135H60V134H59ZM62 135H63V134H61V136H62ZM70 135H71V134H70ZM106 135H107V134H106ZM112 135H113V134H112ZM131 135H132V134H131ZM137 135H138V134H137ZM256 135H257V134H256ZM66 136H67V135H66ZM66 136H65V137H66ZM75 136H77V135H75ZM90 136H91V135H90ZM100 136H101V135H100ZM103 136H104V135H103ZM118 136H119V135H118ZM141 136H142V135H141ZM185 136H186V135H185ZM240 136H241V135H240ZM240 136H239V137H240ZM247 136H248V135H247ZM42 137H43V136H42ZM45 137H46V136H45ZM56 137H58V136H56ZM68 137H69V136H68ZM124 137H125V136H124ZM133 137H134V136H133ZM186 137H187V136H186ZM242 137H243V136H242ZM33 138H34V137H33ZM47 138H48V137H47ZM61 138H62V137H61ZM113 138H114V137H113ZM139 138H140V137H139ZM24 139H25V138H24ZM31 139H32V137H31ZM39 139H40V138H39ZM44 139H46V138H44ZM69 139H70V138H69ZM79 139H80V138H79ZM87 139H88V138H87ZM92 139H94V137H93ZM103 139H104V138H103ZM115 139H116V138H115ZM26 140H27V139H26ZM29 140H30V139H29ZM35 140H36V139H35ZM47 140H48V139H47ZM49 140H50V139H49ZM55 140H56V139H55ZM123 140H124V139H123ZM125 140H126V139H125ZM195 140H196V139H195ZM62 141H63V140H62ZM70 141H71V140H70ZM76 141H78V140H76ZM76 141H75V142H76ZM129 141H130V139H129ZM140 141H141V140H140ZM38 142H39V141H38ZM38 142H37V143H38ZM41 142H42V141H41ZM60 142H61V141H60ZM64 142H66V141L64 140ZM83 142H84V141H83ZM119 142H120V141H119ZM62 143H63V142H62ZM98 143H99V142H98ZM117 143H118V142H117ZM132 143H133V142H132ZM194 143H195V142H194ZM24 144H27V143H24ZM56 144H57V143H56ZM65 144H66V143H65ZM82 144H83V143H82ZM86 144H87V143H85V144H83V145H86ZM91 144H92V143H91ZM93 144H94V143H93ZM105 144H107V143H105ZM111 144H112V143H111ZM115 144H116V143H115ZM118 144H119V143H118ZM19 145H20V144H19ZM30 145H31V144H30ZM32 145H33V144H32ZM103 145H104V144H103ZM112 145H113V144H112ZM217 145H218V144H217ZM217 145H216V147H217ZM227 145H228V144H227ZM89 146H90V145H89ZM97 146H98V145H97ZM99 146H101V145H99ZM105 146H106V145H105ZM116 146H117V145H116ZM213 146H214V145H213ZM28 147H29V146H28ZM61 147H62V146H61ZM64 147H65V146H64ZM91 147H92V146H91ZM114 147H115V146H114ZM121 147H122V146H121ZM136 147H137V146H136ZM136 147H135V148H136ZM153 147H154V146H153ZM195 147H196V146H195ZM199 147H200V146H199ZM214 147H215V146H214ZM240 147H241V146H240ZM25 148H26V147H25ZM69 148H70V147H69ZM94 148H95V147H94ZM105 148H106V147H105ZM137 148H138V147H137ZM201 148H202V147H201ZM226 148H227V147H226ZM66 149H67V148H66ZM70 149H71V148H70ZM79 149H80V148H79ZM81 149H83V148H81ZM111 149H112V148H111ZM140 149H141V148H140ZM191 149H192V148H191ZM191 149H190V150H191ZM215 149H216V148H215ZM224 149H225V148H224ZM63 150H64V148H63ZM130 150H131V149H130ZM137 150H138V149H137ZM170 150H171V149H170ZM193 150H194V149H193ZM198 150H199V149H198ZM226 150H227V149H226ZM228 150H229V149H228ZM16 151H17V150H16ZM81 151H82V150H81ZM115 151H116V150H115ZM118 151H119V149H118ZM191 151H192V150H191ZM195 151H196V150H195ZM206 151H207V150H206ZM211 151H212V149H211ZM74 152H75V151H74ZM136 152H137V151H136ZM138 152H139V151H138ZM151 152H152V151H151ZM198 152H199V151H198ZM227 152H228V151H227ZM13 153H14V152H13ZM22 153H23V152H22ZM50 153H51V152H50ZM66 153H67V152H66ZM68 153H69V152H68ZM78 153H80V152H78ZM91 153H92V152H91ZM93 153H94V152H93ZM98 153H99V152H98ZM217 153H218V152H217ZM31 154H32V153H31ZM61 154H62V153H61ZM101 154H102V153H101ZM183 154H184V153H183ZM193 154H195V153H193ZM196 154H197V152H196ZM229 154H230V153H229ZM71 155H72V154H71ZM116 155H117V154H116ZM186 155H187V154H186ZM33 156H34V155H33ZM60 156H61V155H60ZM77 156H78V155H77ZM95 156H96V155H95ZM98 156H99V155H98ZM106 156H107V155H106ZM130 156H131V155H130ZM211 156H212V155H211ZM228 156H229V155H227V157H228ZM46 157H47V156H46ZM73 157H74V156H73ZM181 157H182V156H181ZM185 157H186V156H185ZM194 157H195V156H194ZM225 157H226V156H225ZM232 157H233V156H232ZM182 158H183V157H182ZM221 158H222V157H221ZM24 159H25V158H24ZM43 159H44V158H43ZM89 159H90V158H89ZM103 159H104V158H103ZM103 159H101V160H103ZM105 159H106V158H105ZM224 159H226V158H224ZM39 160H40V159H39ZM47 160H48V159H47ZM75 160H76V159H75ZM164 160H165V159H164ZM245 160H246V159H245ZM60 161H61V159H60ZM89 161H90V160H89ZM6 162H7V161H6ZM17 162H18V161H17ZM29 162H30V161H29ZM46 162H47V161H46ZM153 162H154V161H153ZM198 162H199V161H198ZM241 162H242V161H241ZM71 163H72V162H71ZM80 163H81V162H80ZM203 163H204V162H203ZM203 163H202V164H203ZM239 163H240V162H239ZM20 164H21V162H20ZM48 164H49V163H48ZM64 164H65V163H64ZM67 164H68V163H67ZM93 164H94V163H93ZM115 164H116V163H115ZM197 164H198V163H197ZM213 164H214V163H213ZM216 164H217V163H216ZM247 164H248V163H247ZM75 165H76V164H75ZM88 165H89V164H88ZM108 165H109V164H108ZM3 166L5 167L6 165L4 164ZM30 166H31V165H30ZM36 166H37V165H36ZM39 166H40V165H39ZM39 166H38V167H39ZM71 166H72V164H71ZM93 166H94V165H93ZM167 166H168V165H167ZM202 166H203V165H202ZM0 167H1V166H0ZM13 167H14V166H13ZM17 167H19V166H17ZM162 167H163V166H162ZM162 167H161V168H162ZM196 167H197V166H196ZM41 168H42V167H41ZM69 168H70V167H69ZM71 168H72V167H71ZM104 168H105V167H104ZM129 168H130V167H129ZM147 168H148V167H147ZM238 168H239V167H238ZM259 168H260V167H259ZM0 169H1V168H0ZM3 169H4V168H3ZM211 169H212V168H211ZM247 169H248V168H247ZM20 170H21V169H20ZM33 170H34V169H33ZM54 170H55V169H54ZM72 170H73V169H72ZM77 170H78V169H77ZM85 170H86V169H85ZM138 170H139V169H138ZM180 170H181V169H180ZM196 170H197V169H196ZM55 171H56V170H55ZM63 171H64V170H63ZM75 171H76V170H75ZM181 171H183V170H181ZM200 171H201V170H200ZM241 171H242V170H241ZM241 171H240V172H241ZM2 172H3V171H2ZM18 172H19V171H18ZM159 172H161V171H159ZM186 172H187V171H186ZM55 173H56V172H55ZM76 174H77V173H76ZM88 174H89V173H88ZM180 174H181V173H180ZM188 174H190V173H188ZM188 174H186V175H188ZM212 174H213V173H212ZM222 174H223V173H222ZM178 175H179V173H178ZM186 175H185V176H186ZM210 175H211V174H210ZM242 175H243V174H242ZM215 176H216V175H215ZM11 177H12V176H11ZM178 177H179V176H178ZM181 177H182V176H181ZM194 177H195V176H194ZM240 177H241V176H240ZM243 177H245V176H243ZM52 178H53V177H52ZM211 178H213V177L211 176ZM233 178H234V177H233ZM235 178H236V177H235ZM247 178H248V177H247ZM106 179H107V178H106ZM172 179H173V178H172ZM181 179H182V178H181ZM187 179H188V178H187ZM209 179H210V178H209ZM213 179H214V178H213ZM213 179H212V180H213ZM243 179H244V178H243ZM263 179H264V178H263ZM216 180H217V179H216ZM241 180H242V179H241ZM115 182H116V181H115ZM239 182H240V181H239ZM239 182H238V183H239ZM97 183H98V182H97ZM232 183H233V182H232ZM240 183H241V182H240ZM79 184H80V183H79ZM122 184H123V183H122ZM221 185H222V184H221ZM226 185H227V184H226ZM226 185H225V186H226ZM229 185H230V184H229ZM237 185H239V184H237ZM155 186H156V185H155ZM9 187H10V186H9ZM19 187H20V186H19ZM214 187H215V186H214ZM236 187H237V186H236ZM72 188H73V187H72ZM179 188H180V186H179ZM209 188H210V187H209ZM240 188H241V187H240ZM152 189H153V188H152ZM237 189H238V188H237ZM237 189H236V190H237ZM249 189H250V188H249ZM86 190H87V189H86ZM233 190H234V189H233ZM240 190H241V189H240ZM243 190H244V189H243ZM115 191H116V190H115ZM125 191H126V190H125ZM183 191H184V190H183ZM226 191H227V190H226ZM123 192H124V190H123ZM232 192H233V191H232ZM52 193H53V192H52ZM103 193H104V192H103ZM217 193H219V192H217ZM222 193H223V192H222ZM234 193H235V192H234ZM237 193H238V192H237ZM242 193H243V192H242ZM80 194H81V193H80ZM100 194H101V193H100ZM122 194H123V193H122ZM219 194H220V193H219ZM228 194H229V193H228ZM9 195H10V194H9ZM26 195H27V194H26ZM131 195H133V194L131 193ZM214 195H215V194H214ZM237 195H238V194H237ZM142 196H143V195H142ZM259 196H260V195H259ZM23 197H24V196H23ZM252 197H253V196H252ZM11 198H12V197H11ZM128 198H129V197H128ZM143 198H144V197H143ZM214 198H215V197H214ZM94 199H95V198H94ZM215 199H216V198H215ZM4 200H5V199H4ZM218 200H219V199H218ZM221 200H222V198L220 199V203H221ZM11 201H12V200H11ZM15 202H16V201H15ZM35 202H36V201H35ZM255 202H256V201H255ZM262 202H263V201H262ZM7 203H8V202H7ZM220 203H217V201H216V204H220ZM56 204H57V203H56ZM186 204H187V203H186ZM188 205H189V204H188ZM224 205H225V204H224ZM214 206H215V204H214ZM234 206H235V205H234ZM256 206H257V205H256ZM2 207H3V206H2ZM96 207H97V206H96ZM111 207H112V206H111ZM212 208H213V207H212ZM230 208H231V207H230ZM244 208H245V207H244ZM255 208H256V207H255ZM22 209H23V208H22ZM22 209H21V210H22ZM246 209H247V208H246ZM92 210H93V209H92ZM98 210H99V209H98ZM112 210H113V209H112ZM213 210H215V209H213ZM250 210H251V209H250ZM104 211H105V210H104ZM219 211H220V210H219ZM241 211H242V210H241ZM248 211H249V210H248ZM211 212H213V211H211ZM244 212H245V210H244ZM48 213H49V212H48ZM206 213H207V212H206ZM206 213H205V214H206ZM209 213H210V212H209ZM217 213H219V212H217ZM249 213H251V212L249 211ZM255 213H256V211H255ZM255 213H254V214H255ZM5 214H6V213H5ZM83 214H84V213H83ZM92 214H93V213H92ZM207 214H208V213H207ZM221 214H222V212H221ZM221 214H220V215H221ZM87 215H89V214H87ZM195 215H196V214H195ZM214 215H215V214H213L212 216H214ZM220 215H219V216H220ZM247 215H248V214H247ZM100 216H101V215H100ZM104 216H105V215H104ZM209 216H210V215H209ZM212 216H210V218H211ZM217 216H218V215H217ZM221 216H222V215H221ZM250 216H251V215H250ZM250 216H248V217H250ZM8 217H10V216H8ZM106 217H107V216H106ZM1 218H3V217H1ZM208 218H209V217H208ZM214 218H215V217H214ZM214 218H213V219H214ZM252 218H253V217H252ZM3 219H4V218H3ZM211 219H212V218H211ZM217 219H218V218H217ZM221 219H222V218H221ZM250 219H251V218H250ZM262 219H263V218H262ZM1 220H2V219H1ZM4 220H5V219H4ZM100 220H101V218H100ZM102 220H103V218H102ZM224 220H225V219H224ZM12 221H14V220H12ZM81 221H82V219H81ZM88 221H89V220H88ZM203 221H204V220H203ZM262 221H263V220H262ZM256 222H257V221H256ZM10 223H11V222H10ZM96 223H97V222H96ZM100 223H101V222H100ZM79 224H80V223H79ZM87 224H88V223H87ZM93 224H94V223H93ZM202 224H203V223H202ZM259 224H260V221H259ZM38 225H39V224H38ZM99 225H100V224H99ZM101 225H102V224H101ZM89 226H90V225H89ZM91 226H92V225H91ZM227 226H228V225H227ZM21 227H22V226H21ZM35 227H36V226H35ZM60 227H61V226H60ZM78 227H79V226H78ZM78 227H77V228H78ZM81 227H82V226H81ZM94 227H95V226H94ZM99 227H101V226H99ZM254 227H255V225H254ZM259 227H260V226H259ZM259 227H257V228L259 229ZM263 227H264V226H263ZM1 228H2V227H1ZM64 228H65V227H64ZM90 228H91V227H90ZM78 229H79V228H78ZM34 230H35V229H34ZM65 230H66V229H65ZM73 230H74V229H73ZM90 230H91V229H90ZM113 230H114V229H113ZM231 230H232V229H231ZM261 230H262V228H261ZM263 230H264V228H263ZM1 231H2V230H1ZM63 231H64V230H63ZM42 232H43V231H42ZM88 232H89V231H88ZM255 232H257V231H255ZM255 232H254V233H255ZM261 232H262V231H261ZM14 233H15V232H14ZM37 233H38V232H37ZM51 233H52V232H51ZM77 233H78V232H77ZM82 233H83V232H82ZM90 233H91V232H90ZM90 233H89V234H90ZM92 233H93V232H92ZM49 234H50V233H49ZM109 234H110V233H109ZM50 235H51V234H50ZM61 235H63V234H61ZM72 235H73V234H72ZM185 235H186V234H185ZM253 235H254V234H253ZM33 236H34V235H33ZM47 236H48V235H47ZM65 236H66V235H65ZM78 236H79V235H78ZM62 237H63V236H62ZM89 237H90V236H89ZM24 238H25V237H24ZM60 238H61V237H60ZM84 238H85V237H84ZM198 238H199V237H198ZM253 238H254V236H253ZM259 238H260V237H259ZM49 239H50V238H49ZM56 239H57V238H56ZM216 239H217V238H216ZM50 240H51V239H50ZM65 240H66V239H65ZM191 240H192V239H191ZM5 241H6V240H5ZM14 241H15V240H14ZM19 241H20V240H19ZM24 241L26 242V240H24ZM40 241H41V240H40ZM56 241H57V240H56ZM73 241H74V240H73ZM109 241H110V240H109ZM193 241H194V240H193ZM255 241H256V240H255ZM258 241H259V240H258ZM21 242H22V241H21ZM43 242H44V241H43ZM190 242H191V241H190ZM261 242H262V241H261ZM261 242H260V243H261ZM85 243H86V242H85ZM216 243H217V242H216ZM238 243H239V242H238ZM245 243H246V242H245ZM263 243H264V242H263ZM16 244H17V243H16ZM76 244H77V243H76ZM91 244H92V243H91ZM256 244H258V242H257ZM256 244H255V245H256ZM5 245H6V244H5ZM43 245H44V244H43ZM66 245H67V244H66ZM87 245H88V244H87ZM199 245H201V244L199 243ZM263 245H264V244H262V246H263ZM80 246H82V245H80ZM112 246H113V245H112ZM42 247H43V246H42ZM59 247H60V246H59ZM156 247H157V246H156ZM252 247H253V246H252ZM260 247H261V246H260ZM4 248H5V247H4ZM44 248H45V247H44ZM56 248H58V247H56ZM84 248H85V247H84ZM88 248H89V247H88ZM88 248H87V249H88ZM42 249H43V248H42ZM78 249H79V248H78ZM249 249H250V248H249ZM18 250H19V249H18ZM157 250H158V249H157ZM212 250H213V249H212ZM250 250H251V249H250ZM85 251H86V250H85ZM85 251H84V252H85ZM88 251H89V250H88ZM215 251H216V250H215ZM29 252H30V251H29ZM60 252H61V251H60ZM74 252H75V251H74ZM217 252H218V251H217ZM54 253H55V252H54ZM81 253H82V252H81ZM107 253H108V252H107ZM148 253H149V252H148ZM249 253H250V252H249ZM15 254H16V253H15ZM15 254H14V255H15ZM24 254L26 255V253H24ZM70 254H71V253H70ZM73 254H74V253H73ZM135 254H137V253H135ZM164 254H165V253H164ZM168 254H169V253H168ZM219 254H221V253H219ZM250 254H251V253H250ZM81 255H82V254H81ZM145 255H147V254H145ZM248 255H249V254H248ZM251 255H252V254H251ZM1 256H2V255H1ZM30 256H31V255H30ZM60 256H61V255H60ZM95 256H96V255H95ZM107 256H109V255H107ZM22 257H23V256H22ZM72 257H73V256H72ZM85 257H86V256H85ZM105 257H106V256H105ZM209 257H210V256H209ZM209 257H208V258H209ZM226 257H227V256H226ZM243 257H244V255H243ZM246 257H248V256H246ZM99 258H101V257H99ZM176 258H177V257H176ZM178 258H179V257H178ZM203 258H204V257H203ZM205 258H206V257H205ZM251 258H252V256H251ZM15 259H16V258H15ZM30 259H31V258H30ZM259 259H260V258H259ZM39 260H40V259H39ZM93 260L95 261V259H93ZM97 260H98V259H97ZM225 260H226V259H225ZM235 260H236V259H235ZM256 260H257V258H256ZM35 261H36V260H35ZM91 261H92V260H91ZM249 261H250V260H249ZM252 261H253V260H252ZM252 261H251V262H252ZM261 261H262V260H261ZM12 262H13V261H12ZM12 262H11V263H12ZM16 262H17V261H16ZM16 262H15V263H16ZM88 262H89V260H88ZM173 262H174V261H173ZM177 262H178V261H177ZM186 262H187V261H186ZM208 262H209V261H208ZM219 262H220V261H219ZM223 262H224V261H223ZM17 263H18V262H17ZM123 263H124V262H123ZM180 263H182V262H180ZM204 263H205V262H204ZM213 263H214V262H213ZM19 264H20V263H19ZM40 264H41V263H40ZM42 264H43V263H42ZM67 264H68V263H67ZM94 264H95V262H94ZM96 264H97V263H96ZM99 264H100V263H99ZM125 264H126V263H125ZM168 264H169V263H168ZM199 264H200V263H199ZM206 264H207V263H206ZM240 264H241V263H240ZM246 264H247V263H246ZM254 264H255V263H254Z\"/></svg>",
	"mask_w": 264,
	"mask_h": 264
}]
</instances>
